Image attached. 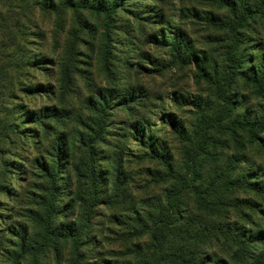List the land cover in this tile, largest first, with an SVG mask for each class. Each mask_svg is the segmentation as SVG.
<instances>
[{
    "label": "rangeland",
    "instance_id": "1",
    "mask_svg": "<svg viewBox=\"0 0 264 264\" xmlns=\"http://www.w3.org/2000/svg\"><path fill=\"white\" fill-rule=\"evenodd\" d=\"M123 1L110 15L84 7L76 11H56L37 6L31 18L20 20L21 27L0 30V41L12 42L23 51L24 59L31 57L30 60L36 62L13 71L11 76L17 88L10 100H1L2 104L5 107L17 103L29 113L40 110L54 113V117L42 123L13 114L19 119L15 129L20 132L0 133V264L82 263L71 254L69 244L60 247L58 252L54 235L47 232L65 223L79 229L80 224L76 215L68 219L46 217L44 203L50 182L41 163L51 165L52 156L47 153L55 151L59 133H63V139L68 143L73 137L77 139L78 133L88 125L95 126L98 111L92 108L96 105V93L114 91V98H122L124 93L132 92L135 96L130 106L132 110L121 107L117 100L110 105L107 142L98 146L102 157L103 152L110 151L108 145H121L125 150L124 168L133 175L139 168L133 155L143 151V147L136 141L131 122L135 124L142 115L162 141L175 145L176 132L170 125V118L184 124L186 133H193V125L209 117L199 112V108L214 101L209 79H214L215 67L225 65L227 42L224 36L229 34L226 25L229 17L234 18L230 7L216 0ZM243 1L245 15L250 16L242 32L241 49L249 59L246 66L259 68L264 64V8H261L264 0ZM109 43H112L111 57ZM40 62L45 68L35 66ZM199 62L205 66L204 70L198 68ZM109 68L123 71V91L114 89ZM238 84L240 94L236 97L239 104L235 119L239 123L248 115L260 118L264 112V93L259 94L253 84L242 81ZM4 107L0 106V111L4 110L0 113V122L9 109ZM229 123L225 121L231 126ZM25 131L32 135L30 139L21 135ZM236 133L247 139L246 130L238 129ZM259 133H263L259 145L246 149L251 163L243 167L249 169L254 164L255 175L263 176L264 132ZM219 150L227 151L221 146ZM43 157L45 160L37 165L34 159ZM100 165L99 173L102 174L103 160ZM64 169L59 198L61 209H65L75 196L73 179ZM135 192L144 196V192ZM257 201L264 204L262 198ZM111 212L114 210L100 207L91 232L83 236V239L96 238L100 245L97 255L91 251L90 257L112 261L108 260L113 256L111 254L123 249L111 232L122 231V226L110 217ZM118 215L122 221L128 214ZM254 217L253 225L244 223L247 229L253 232L259 231L260 226L264 229V214L255 213ZM23 226L28 228L27 234L22 232ZM19 232L31 240L27 244L34 246L32 255L20 250L16 236ZM92 247L90 244L89 248Z\"/></svg>",
    "mask_w": 264,
    "mask_h": 264
},
{
    "label": "trees",
    "instance_id": "2",
    "mask_svg": "<svg viewBox=\"0 0 264 264\" xmlns=\"http://www.w3.org/2000/svg\"><path fill=\"white\" fill-rule=\"evenodd\" d=\"M216 1L229 6L234 18L229 17L226 25L229 34L224 36L227 42L225 65L215 67L212 72L214 79H209L214 101L199 108V112L209 117L194 124L193 133H186L184 124L170 118L177 138L176 144L171 145L166 140L162 141L159 133H154L141 115L135 124H130L136 132V141L143 147V151L133 155L134 163L139 166L133 175L124 168L125 150L121 145H108L110 151L103 152L102 157L99 155L98 146L107 142L109 133L110 105L117 100L121 107L132 110L130 106L135 101L132 92L124 93L122 98H114L113 91L110 94L96 93V105L92 108L98 111L95 126L88 125L78 133L77 139L73 137L68 143L63 139V133L55 139V151L47 153L52 156L51 165L41 163L50 182L46 187L45 215L51 219H68L76 215L75 219L80 224L79 229L65 223L54 231H47L54 235L58 252L60 247L69 244L71 254L82 262L79 264H264V229L259 225L260 230L253 232L244 224L253 225L256 220L254 214H264V204L257 201L258 198L264 200V175H255L254 164L249 169L243 167L251 163L246 149L259 145L263 134L259 132H264V112L260 118L248 115L239 123L235 119L239 104L236 97L240 94L238 82L253 84L259 94L264 93V64L259 68L246 66L249 59L242 52L241 42L250 15H245L244 1ZM122 2L59 0L57 4L55 0H0V30L21 27L20 20L31 18L37 6L56 11H76L84 7L110 15L121 7ZM261 8H264V1ZM109 44L110 53L112 43ZM0 47V88H4L0 89V106L3 109L5 104L1 100H10L17 88L11 76L13 71L36 62L30 60L31 57L24 59L23 51L12 42L3 39ZM111 55L113 53L109 57ZM126 62L128 65L131 63L128 58ZM35 66L45 68L41 62ZM197 66L199 69L205 67L200 62ZM108 71L114 89L123 91V71L113 68ZM5 108L9 109L0 122L1 135L20 132L15 129L19 119L13 114L40 123L54 117V113L41 110L29 113L17 103L8 104ZM226 120L231 122V126L225 124ZM238 129L248 132L246 140L245 135L236 133ZM26 132L21 135L30 139L32 135ZM219 146L227 151H220ZM44 158H35L34 161L39 165ZM102 160L104 173L100 174ZM146 162L149 163L147 167L144 166ZM64 168L73 179L75 196L65 209H61L59 198ZM135 191L144 192V196ZM102 206L114 210L110 217L122 226L121 232L111 231L119 247H123L117 254H111L113 256L108 260L112 261L90 257L91 251L97 255L100 245L96 238L83 239L91 232ZM125 212L128 215L121 221L118 214ZM27 231L28 228L23 226L22 232L27 234ZM16 236L20 250L32 255L34 246L27 244L31 240L21 232Z\"/></svg>",
    "mask_w": 264,
    "mask_h": 264
}]
</instances>
